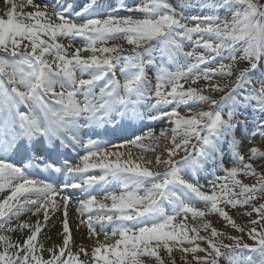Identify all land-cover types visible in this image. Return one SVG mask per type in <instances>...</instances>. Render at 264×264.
Returning a JSON list of instances; mask_svg holds the SVG:
<instances>
[{
    "label": "snow or ice",
    "instance_id": "6c2138e0",
    "mask_svg": "<svg viewBox=\"0 0 264 264\" xmlns=\"http://www.w3.org/2000/svg\"><path fill=\"white\" fill-rule=\"evenodd\" d=\"M0 4V264H264V0Z\"/></svg>",
    "mask_w": 264,
    "mask_h": 264
},
{
    "label": "rangeland",
    "instance_id": "374dc122",
    "mask_svg": "<svg viewBox=\"0 0 264 264\" xmlns=\"http://www.w3.org/2000/svg\"><path fill=\"white\" fill-rule=\"evenodd\" d=\"M52 1H54V0H47V2L49 3V2H51L52 3ZM72 2H75V1H72ZM83 2L85 3L86 1L85 0H83ZM202 2V0H190V3L193 5V7L192 8H190L188 11H189V13L190 14H192V15H197V14H199V15H217V16H219L221 19H224L228 14L226 13V11L224 10V9H220L219 11H217V12H212V11H210L209 9H201L200 7H199V4ZM134 3H140V0H112V7H117V8H121V6H125V7H123V8H121V10H120V12L118 13L119 15H136V16H139V15H141V14H139V13H128L127 11H126V6H129V5H132V4H134ZM106 4V3H105ZM104 4V5H105ZM102 5H103V3H102ZM26 11H29V10H31V9H25ZM0 15H2V13L0 14ZM121 43H123V42H121ZM124 47H125V49H130V46H128L126 43H124ZM186 50H191V45L190 44H186ZM197 51L198 52H201V51H203L202 49H197ZM83 56H85V57H87L88 55H89V53H83L82 54ZM148 75H149V78L152 80V83H153V85L155 84V73H154V70H152V71H149L148 72ZM85 78H87V77H85ZM219 82H221V83H223V81H219ZM201 84L203 83V81H201L200 82ZM214 95V97L216 98V99H219V97H220V95H222V93H214L213 94ZM193 108L195 109V106L193 105ZM204 109L205 110H207V106H204ZM196 110H199V109H196ZM181 111H182V114H183V106H182V108H181ZM252 116H254L253 114H251V110H249V112L248 113H241V114H238V119H240V120H244V119H248V121H252L251 120V118H252ZM159 121H153L152 122V124H151V126L153 127V128H155V130H156V127L158 126V124L159 123H161V122H159ZM250 123H252V122H250ZM156 125V126H155ZM238 138H239V134H238ZM147 143V142H146ZM245 145H247V143L245 144ZM244 145V146H245ZM242 151V153H245V151L244 150H241ZM247 158V157H246ZM255 166V165H254ZM258 171H259V168L257 169ZM200 182L201 183H204V180H203V178L201 177L200 178ZM244 182L245 183H249V182H255V180H254V178H249V179H245L244 180ZM256 203L257 204H259V203H264V200H258V201H256ZM232 215L234 216V218H236V220H237V223H239V224H241L242 226L243 225H245V224H247V221H248V217L247 216H242L241 214H240V212L239 211H233L232 212ZM252 219H255L256 218V216H255V214H253V216L251 217ZM223 222L221 221L220 223H216L215 224V226L218 228V229H220L221 228V224H222ZM56 224H57V222H56ZM251 225H249V227H250ZM55 228H57L56 226H55ZM59 228V227H58ZM226 231L228 232V233H230L231 235H234V236H240V235H242L241 233H238V232H235L233 229H231V228H227L226 229ZM83 233L85 232V230L84 231H82ZM243 239H244V242H246V243H249V244H252L253 243V241L252 240H250L248 237H247V235H243ZM224 243H231V241H228V240H224ZM56 244H59V242L58 243H56ZM73 251H76V249L74 248L73 249ZM90 253V252H89ZM48 254L47 253H45V256H47ZM200 255H203V253H200ZM245 255H253V254H251V253H245ZM177 256H178V259H177V264H180V260H179V254H177ZM220 264H227V262L224 260V259H221L220 260Z\"/></svg>",
    "mask_w": 264,
    "mask_h": 264
},
{
    "label": "bare ground",
    "instance_id": "6f19581e",
    "mask_svg": "<svg viewBox=\"0 0 264 264\" xmlns=\"http://www.w3.org/2000/svg\"><path fill=\"white\" fill-rule=\"evenodd\" d=\"M72 1H75V3L77 4V5H83L84 3H83V0H70V2H72ZM61 2V0H54V1H52V4H56V3H60ZM99 2L102 4L103 3V5L105 4V5H112V0H99ZM48 3V2H47ZM49 3H51V2H49ZM2 9H3V5L2 4H0V14L2 13ZM257 119H259V117L258 116H256V115H254V116H252V118H251V120L252 121H249V122H253V121H255V120H257ZM127 123V122H126ZM134 123L135 122H133V129H130V130H128V131H122V130H119L120 132H119V135L121 134V133H123V135L125 136V134L127 135V137H130V135H131V131L132 130H135L137 133H139V130H140V128H141V124H139V125H134ZM159 123V122H158ZM151 125V124H150ZM156 126V125H155ZM161 123H159L158 124V126L156 127V132L158 133L159 132V130H160V128H161ZM165 126H167V127H170V125H165ZM117 131V130H116ZM147 142V141H146ZM145 142V143H146ZM250 146H257V147H259L262 151H264V144H262V143H260V141H259V137H257L255 140H253L252 141V143L251 144H247V145H245L241 150H244L245 152H247V150H248V148L250 147ZM98 174V173H97ZM119 186L118 185H116V184H112V185H109V188H118ZM67 191H69V192H76L74 189H68ZM69 211H70V215H71V217H72V221H73V225H74V227H73V236H74V239L76 240V242H77V244H80V243H85V244H89V252L91 251V245H90V242L89 241H86V240H84V233L86 232V228H84V227H81L80 228V230L79 231H76L75 230V223H76V220H77V217H76V213H75V211L71 208V206H70V209H69ZM33 219H35V217H33ZM56 227L57 228H52L50 231H49V235H51L52 236V240L51 241H49L48 242V246H51L52 245V243L53 242H55V243H60V237L59 236H57L56 235V233L60 230V228H61V225H60V223L57 221V224H56ZM59 227V228H58ZM85 230V232L83 233L82 231H84ZM15 238V237H14ZM100 239L102 240L103 239V236L101 235L100 236Z\"/></svg>",
    "mask_w": 264,
    "mask_h": 264
}]
</instances>
